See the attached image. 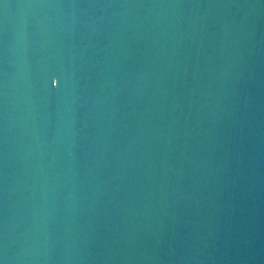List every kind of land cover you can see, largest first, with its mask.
Instances as JSON below:
<instances>
[{
    "label": "water",
    "instance_id": "obj_1",
    "mask_svg": "<svg viewBox=\"0 0 264 264\" xmlns=\"http://www.w3.org/2000/svg\"><path fill=\"white\" fill-rule=\"evenodd\" d=\"M0 264H264V0H0Z\"/></svg>",
    "mask_w": 264,
    "mask_h": 264
}]
</instances>
